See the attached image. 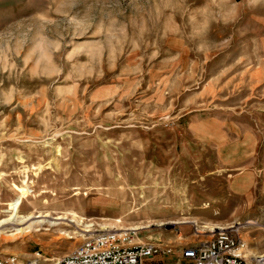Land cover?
<instances>
[{
	"label": "rangeland",
	"instance_id": "374dc122",
	"mask_svg": "<svg viewBox=\"0 0 264 264\" xmlns=\"http://www.w3.org/2000/svg\"><path fill=\"white\" fill-rule=\"evenodd\" d=\"M227 227L264 255V0H0V255Z\"/></svg>",
	"mask_w": 264,
	"mask_h": 264
},
{
	"label": "built area",
	"instance_id": "2783aa9c",
	"mask_svg": "<svg viewBox=\"0 0 264 264\" xmlns=\"http://www.w3.org/2000/svg\"><path fill=\"white\" fill-rule=\"evenodd\" d=\"M229 228L213 230L208 238L177 249L169 243L133 241L131 231L105 230L85 237L53 261L39 253L26 262L0 255V264H264L263 256L248 251L238 228ZM165 257L170 258L164 261Z\"/></svg>",
	"mask_w": 264,
	"mask_h": 264
},
{
	"label": "bare ground",
	"instance_id": "6f19581e",
	"mask_svg": "<svg viewBox=\"0 0 264 264\" xmlns=\"http://www.w3.org/2000/svg\"><path fill=\"white\" fill-rule=\"evenodd\" d=\"M17 211V205L15 204L14 205V212H16ZM5 221H2L1 223H4ZM88 230H85V232H87ZM20 232V231H19ZM261 256H264V255H261Z\"/></svg>",
	"mask_w": 264,
	"mask_h": 264
}]
</instances>
